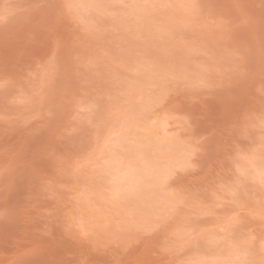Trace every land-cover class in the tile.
Segmentation results:
<instances>
[{
  "label": "rangeland",
  "instance_id": "obj_1",
  "mask_svg": "<svg viewBox=\"0 0 264 264\" xmlns=\"http://www.w3.org/2000/svg\"><path fill=\"white\" fill-rule=\"evenodd\" d=\"M262 172L264 0H0V264H264Z\"/></svg>",
  "mask_w": 264,
  "mask_h": 264
},
{
  "label": "bare ground",
  "instance_id": "obj_2",
  "mask_svg": "<svg viewBox=\"0 0 264 264\" xmlns=\"http://www.w3.org/2000/svg\"><path fill=\"white\" fill-rule=\"evenodd\" d=\"M132 125H133V123H132ZM113 131H114V130H113ZM113 131H112V134L115 133V131H114V132H113ZM116 131H118V130L116 129ZM105 143H106V142H105ZM118 144H120V143H118ZM118 144H117V146H118ZM123 146H125V145H123ZM126 146H127V145H126ZM113 160H114V159H113ZM119 160H120V159H119ZM116 162H117V160H116ZM117 163H119V162H117ZM125 163H127V162H125ZM127 164H128V166L130 167L129 162H128ZM115 165H117V167H118V164H115ZM125 165H126V164H122L121 167L114 168L115 171L117 170L116 173L114 172L115 175H114V176L110 175V176H112V177H115V180H114V179H113V180L115 181V184H116V186H117L116 188H118V189L120 188L119 190L122 189V187H121L122 184H123V186H124V184L126 185V183H127V185H128V182H130V184H131V183H139V181H140L139 178H138L139 181H137V177H135V176H138L137 174H136V175L134 174V172H136V171L130 169L127 165H126L127 167H125ZM258 165H262V164H259V163H258ZM131 166H132V165H131ZM254 166H255V165H254ZM109 167L113 169V166L110 165ZM114 167H115V166H114ZM249 167H251V166H249ZM132 168H134V167L132 166ZM134 169H135V168H134ZM135 170H137V169H135ZM256 171H257V169H256ZM261 171H262V170H261ZM253 172H254V171H253ZM251 173H252V172H251ZM262 173H263V172H262ZM112 174H113V172H112ZM252 174H253V173H252ZM260 174H261V173H260ZM257 175H258V174H257ZM140 176L142 177V175H139V177H140ZM253 176H254V175H253ZM112 177H111V178H112ZM254 177H255V176H254ZM263 177H264V173H263ZM261 178H262V177H261ZM134 179H136V180L134 181ZM141 179H142V178H141ZM124 182H126V183H124ZM113 183H114V182H113ZM113 183H112V184H113ZM130 184H129V185H130ZM133 185L135 186V184H133ZM136 185H137V184H136ZM139 185H140V184H139ZM139 185H137V186H139ZM112 186H113V185H112ZM118 186H119V187H118ZM134 186L131 185V187H133V188H131V190H134V188L137 187V186H135V187H134ZM113 187H114V186H113ZM113 189H114V188H113ZM115 190H116V189H115ZM117 191H118V190H117ZM117 191H115V192H117ZM122 191H123V190H122ZM122 191H121V192H122ZM117 194H118V193H117ZM119 194H120V193H119ZM119 194H118V195H119ZM128 194H131V193H128ZM118 195H117V196H118ZM230 242H231V241H230ZM230 242H229V243H230ZM231 243H232V242H231ZM231 243H230V244H231ZM233 243H234V242H233ZM227 245H228V243H227ZM233 245H234V244H233ZM229 246H230V245H229ZM231 247H232V245H231ZM232 248H233V247H232ZM232 248H230V249H232ZM234 248H235V246H234ZM214 249H215V248H214ZM237 251H238V250H237ZM224 252H225V251H224ZM224 252H223V253H224ZM226 252H227V251H226ZM235 252H236V251H235ZM209 253H210V252H209ZM213 253H214V252H213ZM217 253H218V252H217ZM220 253H221V255H222V251H221ZM237 253H238V252H237ZM237 253H236V254H237ZM214 254H215V253H214ZM224 256H225V254H224ZM238 256H239V255H238ZM240 256H242V254H240ZM209 257H210V256H209ZM220 257H221V256H220ZM220 257L218 256V258H220ZM206 258H207V257H206ZM218 258H217V260H218ZM223 258H224V257H223ZM228 258H229V257H228ZM243 258L245 259V256H244ZM204 259H205V258H204ZM221 259H222V258H221ZM209 260H210V259H209ZM219 260H220V259H219ZM225 260H226V259H225ZM227 260H228V259H227ZM235 260H237V258H235ZM221 261H223V260H221ZM231 261H232V259H231ZM242 261H244V260H242ZM229 262H230V261H229ZM223 263H224V262H223ZM234 263H235V262H234ZM234 263H231V264H234ZM212 264H213V263H212ZM219 264H220V263H219Z\"/></svg>",
  "mask_w": 264,
  "mask_h": 264
}]
</instances>
